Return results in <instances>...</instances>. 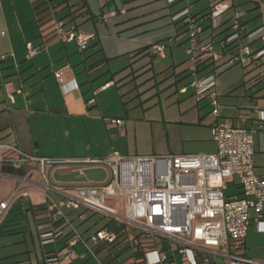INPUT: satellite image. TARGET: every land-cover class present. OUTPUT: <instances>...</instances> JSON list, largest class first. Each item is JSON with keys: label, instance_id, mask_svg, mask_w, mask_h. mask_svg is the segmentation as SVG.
Returning <instances> with one entry per match:
<instances>
[{"label": "crops", "instance_id": "1", "mask_svg": "<svg viewBox=\"0 0 264 264\" xmlns=\"http://www.w3.org/2000/svg\"><path fill=\"white\" fill-rule=\"evenodd\" d=\"M76 1L0 0V57L4 56V58L0 59V140L6 143L18 144L28 154L52 158L54 162L50 164L49 169L50 171L53 170V178L61 185L106 180L108 178L107 167L104 165H91L85 162V159L102 158L111 155L114 151L131 156L123 153L124 147L121 141L122 139H128L130 131L133 129L137 130V126H134V122L131 119L118 118L124 120V124L113 127L109 119H102L96 113L95 106L97 101L94 104L88 103L90 99L95 98V95L103 94L117 85L116 73H112L111 77L109 76L99 84L96 81L97 77L92 78L95 73L102 72L107 63V58L103 55V48L98 47L101 40L99 37L100 30L96 26L97 19H100L103 14H110L108 20L104 21L108 27L112 21L116 25H120L137 18H140L139 21L141 22L137 26L153 24L151 29H145L141 33L160 30L148 34L150 39L145 45L136 50L132 49V51L127 53L132 52L134 56L139 57L143 55L158 56L161 60H167L169 51L172 54L176 49L186 50L189 44L187 26L183 20L184 15H182L183 11L189 9L192 14H199L206 12L210 6V0L208 4L198 7L195 3L200 0H165L166 6L172 7L171 9L165 10V5L159 4L148 12L139 14L138 12L130 13L132 10L142 6L138 2L139 0H86L88 12L81 14L83 11H80L71 15V11L77 9L78 6L70 7V5L75 4ZM149 1L154 2L155 0ZM228 1L231 7L221 16V26L230 21L236 12H240L237 6L252 3L254 6H247V12H243L247 32H253L260 27L261 19L262 17L264 18V0ZM261 3L262 6H260ZM254 9H258V11L254 12ZM61 10H66L68 13L63 18L58 19L57 14ZM166 16H169V18L165 19ZM52 18H57V20L67 18L66 28L75 26L80 31L84 30V33L96 34V38L84 50L87 53L83 54L84 51L78 49L76 42H63L57 39L53 22L51 21ZM88 21L94 22V26L84 29L89 25L87 23L81 27L80 23L84 24ZM169 24L170 27H167ZM172 25H175V28ZM211 25L209 20L204 22V28L200 35L202 40L209 38L213 34L220 35L219 38L222 39L225 35L223 32H229L230 24L224 27L220 33H217L216 29ZM43 29H46V38L41 34ZM258 36L259 33L253 36L243 35L240 40L226 48L218 41L216 49L222 53V56L216 62V73L219 67L236 65L229 62L228 54L238 48L239 45L249 46L254 53L260 51L264 47V43L261 37ZM44 41H46L47 47L40 49L33 57L29 58L27 56V43L31 42L34 46H39ZM159 43L165 44L163 53L152 54V46ZM176 46L179 48H176ZM77 49L82 54H76L78 52ZM173 62L177 66V61L174 60ZM66 64L71 65L70 70L66 71V77L68 80L74 79L79 84L78 90L64 91L54 74L55 70L61 69ZM78 65H81L79 66L80 69H78ZM242 67L243 76L239 80L222 79L217 74L216 87L220 93V102L223 105L222 120L236 127L255 130V147H257L256 135H259L258 145L260 152H263L264 125L263 127L260 126L262 121L260 120L259 111L264 110V92L258 93V91L246 96L247 103L244 104L241 99L245 95L240 94V87L246 85V82H240L243 80L247 81V77L253 72L255 73L253 77H255L256 81L264 82V60L253 64H242ZM83 68L91 74V77L86 78L82 74ZM180 72L181 74L186 72L187 75H192L189 66L185 69L182 68ZM181 78L183 79L184 76ZM88 82H91V84H88ZM96 83L98 85L95 86ZM105 84H109V86L106 89H101ZM191 89V95H196L195 88L191 86V82L189 85L178 86L177 91L183 98H188L189 96L187 95L190 94ZM8 90L13 92V103L8 99ZM189 98L192 97L190 96ZM195 102L198 106L195 118L181 116L175 121L177 133L181 134V141L178 146L174 147L172 151H168L166 155L197 152L215 153L217 151V143L213 137V125L217 119L211 114L212 106L209 104V99H203L199 102L195 96ZM71 119L84 120V123L87 124L86 126L90 125L95 135H97V131H100L101 134L105 133L108 140L109 138L118 139V148L109 140V148H100L98 152L94 153H82L81 155L78 152L61 151L49 154L46 147L47 144L44 142L45 133L50 130L56 131L60 125L65 128ZM136 120L137 118H134V121ZM211 149L213 152L208 151ZM142 155H147V153ZM262 165L260 166L257 163V173L259 174L263 172ZM88 174H104L105 177L103 179H88L86 178ZM12 184L13 182L9 179L3 178L0 180V198L8 196ZM230 184L235 187V192L228 194L227 191ZM226 193L228 196L242 195L239 178L233 177L228 180ZM33 194L41 195L39 192H34L31 199L17 202L10 210L4 225L0 228V264H46L47 258L55 255L60 256L63 250H68L67 254H70V257L66 258V254L61 258L62 262L58 264H95V260L90 255L82 257L86 252V246L82 242L75 246L68 245L71 227L62 222L53 221L47 210L45 199L43 202H35ZM54 197L57 200L60 199L57 194H54ZM17 210H25L28 220L29 214L32 212L38 225V238L42 251L41 254L35 251L36 259L30 253L24 258V255L21 254L25 253L10 249L9 246L13 243L6 241V236L14 234L15 223L12 214ZM65 211L69 212L66 209ZM86 213V209L81 208L75 211L74 215H70L72 223L73 218L81 220V224L88 221L91 222V225L87 226L83 231L77 228L84 238H89L102 228L113 229L117 225L116 221L110 217L105 225L96 229V223ZM71 216L73 217L72 220ZM251 216L254 218L255 213L251 212ZM49 231H54L55 233L62 231V235L56 237L52 243L43 244L41 234ZM137 234L136 230H132L131 240L128 244L123 243L110 247L107 245L101 246L98 249L99 257L102 258L105 264H141L138 262L137 254L135 253L139 247V242L135 238ZM5 241L7 243H4ZM80 245H82L84 251L78 249ZM34 250H36L35 244ZM238 252L264 263V225L260 226L255 220H252L248 234L243 242V247ZM207 253L209 255L207 264L229 263V260L223 256L211 251ZM89 260L92 262L88 263ZM181 261L182 264H185L182 258ZM177 263L179 264L178 259Z\"/></svg>", "mask_w": 264, "mask_h": 264}, {"label": "built area", "instance_id": "2", "mask_svg": "<svg viewBox=\"0 0 264 264\" xmlns=\"http://www.w3.org/2000/svg\"><path fill=\"white\" fill-rule=\"evenodd\" d=\"M230 7L228 0H210L206 12L192 14L186 9L182 13L189 36L187 53L194 62L190 67L195 77L191 86L195 88L199 102L209 99L211 114L217 119L213 125V137L217 143L215 153L126 156L114 151L102 158L85 159L91 165L106 166V180L61 185L53 178V170L49 169L54 162L52 158L28 154L18 144L0 140V180L6 178L13 182L8 196L0 198V228L17 202L31 199L32 193L39 192L45 199L50 218L71 227L68 245L82 242L86 246L82 257L90 255L95 264H105L98 254L101 246L128 244L132 230L138 232L135 238L139 247L135 253L140 255L138 262L141 264H178V255L185 264H207L208 251L227 258L228 264H264L238 252L252 220L264 225V151L263 172L259 174L255 130L236 127L222 120L223 105L216 87L215 69H209L203 76L198 75L202 68L214 65L221 58L222 53L216 49L218 41L226 48L243 35L262 33L264 43V18L257 30L247 32L243 12H236L231 17L229 32H223L224 38L213 34L201 39L204 22L211 21L214 29L220 27V18ZM109 16L103 14L100 19L107 21ZM51 21L55 37L63 42H76L80 51L86 50L96 38V34L81 32L76 27L66 28L67 19L52 18ZM45 31L41 32L44 38L47 36ZM46 47V41L39 46L28 42L27 56L31 58ZM164 48L163 43L155 44L151 53L162 54ZM228 55L231 64L258 63L264 60V47L254 53L249 46L239 45ZM70 68L71 65L66 64L54 71L59 84L68 92L79 89L74 79L66 77ZM108 86L105 84L101 89ZM8 99L14 102L13 92L9 90ZM88 103L94 104L95 98ZM259 112L260 126L263 127L264 110ZM109 122L113 127L124 124V120L118 118L109 119ZM233 177L239 178L241 196L226 193L228 180ZM54 194L60 199L57 200ZM111 200L115 201L113 205L109 204ZM81 208L111 217L116 221V227L102 228L84 238L70 221V215ZM61 235L62 231L44 232L41 234L42 243H52ZM69 255L65 257L69 258ZM61 262L59 255L46 260V264Z\"/></svg>", "mask_w": 264, "mask_h": 264}, {"label": "rangeland", "instance_id": "3", "mask_svg": "<svg viewBox=\"0 0 264 264\" xmlns=\"http://www.w3.org/2000/svg\"><path fill=\"white\" fill-rule=\"evenodd\" d=\"M138 2L142 4V6L136 10H132L130 13L138 12L142 14L159 4L165 5V10L172 8H170V6L168 7V5L166 6L165 0H155L154 2L139 0ZM208 2L209 0H200L195 4H197L198 7L203 4H208ZM250 5L253 4H240L237 6L239 9L238 11L245 12L248 9L247 6ZM258 9H254V12L258 11ZM67 13L66 10L59 11L57 14L58 19L63 18ZM228 14L230 15V13ZM168 18L169 16L165 17V19ZM139 20L140 18L133 19L131 22L128 21L120 25H116L112 21L108 27L103 20L97 19L96 26L100 30L99 37L101 40L98 47L103 48V55L107 58V63L104 70L95 73L94 76L92 75V78L97 77L96 81L99 84L105 81L109 76L111 77L112 73H116L117 85L103 94L95 95V102L97 101L95 108L97 110L96 113H98L102 119H131L132 122H134V126H137V130L133 129L130 131L127 140L122 139L121 142L124 147L123 153L131 156L146 153L147 155H166L168 151H172L174 147L178 146L181 141V134L177 133V124L175 121L181 116L195 118L198 112V106L195 102L196 95H191L192 89L190 90V94L187 95L192 97H188L189 99L187 97L183 98L177 91L178 86L189 85V83L195 79L193 75H187L186 72L181 74L180 72L182 68L191 67L194 62L187 53V48L186 50L176 49L172 54L169 51L167 60H161L158 56L143 55L139 57L134 56L132 52L127 53L128 51H132V49L136 50L145 45L150 39L148 38V34L160 30L157 29L141 33L145 31V29H151V25L153 24L137 26L141 23ZM87 23H89V25L84 29L94 26V22L92 21H88L84 24L80 23V25L82 27ZM229 24L230 21L224 26L216 28L217 33H220L224 27ZM262 24L263 17L261 19V25ZM172 26L175 28V25ZM167 27H170V24ZM258 37H261V33H259ZM176 48L179 47L176 46ZM85 53H87V51L83 52V54ZM76 54L82 53L78 51ZM174 60L177 61V66L174 64ZM79 66L81 65L77 67ZM229 67H219L220 70L218 69L216 73L218 77L228 80H239V78L243 76L242 64L238 63ZM78 69H80V67ZM209 69L216 70V63L203 69L198 75H205ZM82 74H84L86 78L91 77V74L84 68ZM254 74V72L250 73L247 77V81L243 80L240 82H246V85L240 87V94L245 95L241 99V102L244 104L247 103L245 99L246 96L258 91V93L264 92V82L256 81L255 77H253ZM182 76H184L183 79L181 78ZM97 83L95 86L98 85ZM88 84H91V82H88ZM134 118H137V120L134 121ZM86 125L84 120L71 119L65 128L60 125L59 129L56 131H47L44 136V142L47 144L46 147L48 148L49 154H55L61 151L78 152L81 155L82 153H94L98 152L100 148H109V140L118 148V139L109 138L108 140L105 133L101 134V132L97 130V135H95L90 125H88V127ZM259 139V135H256V160L258 165L261 166L263 164V155L259 149ZM208 151L210 152L212 149ZM104 177V174H88L86 176L88 179H103ZM227 192L228 194L234 193L235 187L230 184ZM33 200L35 202H43L44 197L33 194ZM114 203V200L109 202L111 205ZM25 212V210H17L12 214L15 230L13 235L6 236V241L13 243L9 246L10 249L25 253L21 254L24 255V258L30 253L33 255V258L36 259L35 251L39 252V254H41L42 251L41 243L38 238V225L34 219L33 213L30 212L28 220ZM86 212V215L91 217L92 221L96 223V229L105 225L108 219H110L109 216L106 217L103 214H93L92 211L89 210H86ZM72 218L71 216V220ZM73 219L74 225L82 231L87 228V226L91 225L89 221L81 224V220ZM6 241L4 243H7ZM34 244L36 245V250H34ZM174 247L176 248L177 246L174 244ZM78 249L84 251L82 245H80ZM67 253L68 250H63L60 253V257H64ZM177 259L179 264H182L180 256H178ZM91 262V260L88 261V263Z\"/></svg>", "mask_w": 264, "mask_h": 264}, {"label": "trees", "instance_id": "4", "mask_svg": "<svg viewBox=\"0 0 264 264\" xmlns=\"http://www.w3.org/2000/svg\"><path fill=\"white\" fill-rule=\"evenodd\" d=\"M64 1L67 2L69 0H64ZM75 6H78V8L73 10V11H71V13H70L71 15L76 14V13H78L80 11L81 12L83 11L81 14H85V13L88 12V9H86L87 8L86 0H77L75 4L70 5V7H75ZM203 69H205V68H203ZM139 257H140V255L137 254V258H139Z\"/></svg>", "mask_w": 264, "mask_h": 264}]
</instances>
